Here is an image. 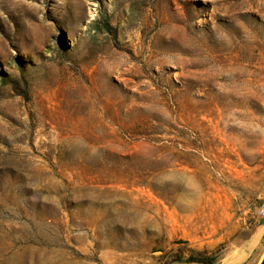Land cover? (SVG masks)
Returning a JSON list of instances; mask_svg holds the SVG:
<instances>
[{"label": "rangeland", "instance_id": "1", "mask_svg": "<svg viewBox=\"0 0 264 264\" xmlns=\"http://www.w3.org/2000/svg\"><path fill=\"white\" fill-rule=\"evenodd\" d=\"M262 205L264 0H0V264H260Z\"/></svg>", "mask_w": 264, "mask_h": 264}, {"label": "crops", "instance_id": "2", "mask_svg": "<svg viewBox=\"0 0 264 264\" xmlns=\"http://www.w3.org/2000/svg\"><path fill=\"white\" fill-rule=\"evenodd\" d=\"M259 229L260 230L253 236L254 240H253L252 244L251 243L249 244L251 246L250 252H254L255 249L260 248V255L258 258V263H260L264 257V246L261 243V241L264 238V223H260Z\"/></svg>", "mask_w": 264, "mask_h": 264}, {"label": "trees", "instance_id": "3", "mask_svg": "<svg viewBox=\"0 0 264 264\" xmlns=\"http://www.w3.org/2000/svg\"><path fill=\"white\" fill-rule=\"evenodd\" d=\"M189 262H191V263H195L196 261L190 259ZM198 263H199V264H213V262H210V261H199ZM260 264H264V257H263V260L261 261Z\"/></svg>", "mask_w": 264, "mask_h": 264}, {"label": "built area", "instance_id": "4", "mask_svg": "<svg viewBox=\"0 0 264 264\" xmlns=\"http://www.w3.org/2000/svg\"><path fill=\"white\" fill-rule=\"evenodd\" d=\"M258 216L264 220V205H262L258 211Z\"/></svg>", "mask_w": 264, "mask_h": 264}]
</instances>
